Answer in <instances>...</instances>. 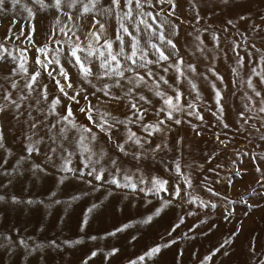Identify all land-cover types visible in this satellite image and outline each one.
Segmentation results:
<instances>
[{"label": "snow or ice", "instance_id": "6c2138e0", "mask_svg": "<svg viewBox=\"0 0 264 264\" xmlns=\"http://www.w3.org/2000/svg\"><path fill=\"white\" fill-rule=\"evenodd\" d=\"M17 6L26 11L28 20V24L19 30L15 29L20 22ZM186 8L187 19L181 15L180 0H108L107 3L103 0H31V3L0 0V13L12 14V23L0 38V64L4 65L3 74H0V177H3L0 201L21 202L20 197L3 189L24 174L25 164L30 165L28 171L34 177L48 175L45 164L51 166L58 182L67 178L84 180L86 173L89 179L85 182L93 191L102 187L107 179L113 191L126 188L145 196L168 192L169 179L151 173L146 175L144 165L162 152L174 151L177 154L171 165L164 164L180 181L171 192L172 197L204 207H215V198L222 196L225 202L231 203L228 196L211 185L226 182L231 186L230 175H255V187L246 188L239 198L250 210L264 207V36L260 35L264 26L256 23L247 11L217 26L207 22L211 12L208 18L201 15L199 0H186ZM37 10L55 11L43 42H37L35 36ZM105 15L115 19L114 37L109 35L107 26L100 20ZM88 16H91V27L82 36L76 21L82 22ZM246 19L249 23L241 31L239 22ZM182 24L188 25L191 32L185 33L183 43H180ZM221 34L228 39V50L221 47ZM117 43L118 47L115 46ZM228 51L233 54L231 82L242 92V110L235 118L237 131L234 135L244 134L249 138L253 147L248 149V157L259 162L252 165V171L237 167V161L233 159L230 163L234 171L229 176H221L222 164L209 169L215 179L210 184L209 177L205 176L200 186L213 198L205 201L193 195L192 174L193 168H203L204 165L195 160L191 165H183L184 137L178 136L175 143H171L168 136L183 124L189 125L197 137L207 131L215 141L207 160L218 157V153L232 142L233 137L226 133L233 124L227 122L224 93L218 87V82H224V76L216 67L221 56L228 60ZM201 59L206 62L203 72L199 70ZM169 73L174 78H170ZM200 77L209 84L211 99L215 101L214 110L208 108L214 116L210 124L204 123L205 117L200 110L201 105L208 106V100L197 85ZM185 82L189 90L186 100L182 89ZM74 106H78L86 122L79 119ZM193 119L197 122L194 123ZM6 133L14 134L18 152L9 146ZM187 147L191 149V145ZM12 158L14 163H10ZM77 159L79 167L74 165ZM78 196L79 193L69 199ZM252 199H258L259 205L250 203ZM27 202L32 203V198L28 197ZM52 203L59 201L53 199ZM98 203L85 210L81 229ZM145 203L150 201L145 199ZM172 204V199L161 197L159 206L141 222L151 221L153 216ZM193 214L191 211L186 213ZM184 219V216L178 217L171 230L179 227ZM224 219L228 221L229 217ZM131 222L122 223L104 235L121 232ZM239 231L238 227L224 244H228ZM0 236L3 237L0 249L10 264L21 247L25 256L45 247L43 243L30 244L23 236L12 240L8 232L0 233ZM89 239L95 240L96 236ZM135 239L133 236L132 240ZM255 240L253 237L250 249L254 258ZM174 242L169 238L166 242L154 243L126 260L125 264H148L162 248ZM71 243L65 240L58 244L51 240L47 246L58 249ZM216 251L218 249L212 250ZM118 252V248L110 247L104 259ZM97 253L98 249L91 250L84 257L83 264ZM211 256L212 253L205 255L199 264H206ZM43 259L41 255L40 264ZM256 264H264V254Z\"/></svg>", "mask_w": 264, "mask_h": 264}, {"label": "rangeland", "instance_id": "374dc122", "mask_svg": "<svg viewBox=\"0 0 264 264\" xmlns=\"http://www.w3.org/2000/svg\"><path fill=\"white\" fill-rule=\"evenodd\" d=\"M23 2L31 3V0H23ZM103 2L107 3L108 0H103ZM199 2L202 16L208 18V13L211 12L212 14L211 18L207 20L208 23H215L220 26L226 19L235 18L237 14H243L247 11L252 14V19L256 23L264 26V20L261 19L264 17V0H199ZM16 11L20 14V22L15 25V29L19 30L22 25L28 24L27 13L19 6H17ZM180 12L185 19L188 18L186 0H180ZM54 15V10H37L34 21L37 42H43L46 39ZM75 18L74 13V20ZM100 20L107 26L109 35L114 37V17L105 15L100 17ZM11 23V12L0 13V38L3 37L6 27ZM76 23L80 26V32L83 36L91 27V16L84 18L82 22L77 20ZM248 23L247 19L239 22L241 31L245 30ZM96 27L99 28V25ZM187 32H191V28L182 24L180 43H183V38ZM260 35L264 36V32H261ZM228 45L227 37L221 34V47L228 50ZM115 46L118 47V43ZM183 51L182 48V54ZM232 58V52L228 51V60L221 56L216 66L217 71L224 76V82H218V87L224 93L223 103L227 122L233 124V128L226 133L233 137L232 142L227 145L222 153H218V157L207 160V156L214 150L215 142L214 137L210 136L207 131L202 137H197L193 135L189 125L183 124L177 126L168 136L171 143H175L178 136L184 137L183 165H191L193 160L197 164L204 165L203 168H193L192 174L194 177L193 195H198L205 201L213 198L200 186V181L205 176L209 177L210 184L215 179L209 169L217 168L218 165L222 164L221 176H229L234 171L233 165L230 163L233 159L237 161V167H247L252 171H254L252 165L259 162L248 157V149L253 147L249 138L244 134L234 135L237 131L235 118L237 112L242 110L240 99L242 92L238 89V85H233L231 82ZM186 59L190 60L191 57L186 56ZM205 63L201 59L199 64L201 72L205 69ZM3 67L4 65L0 64V74H3ZM169 77L174 78L172 73H169ZM197 85L205 99L208 100V106L201 105L200 110L205 117L204 123L210 124L214 116L208 111V108L214 110L215 105V101L211 99L212 90L202 77L197 79ZM182 89L186 100L189 91L186 82L182 84ZM74 110L79 119L86 122L79 113L78 106H74ZM193 122L196 123L197 121L193 119ZM209 131L211 130L209 129ZM221 138L224 137L221 136ZM6 139L9 146H13L14 152H18L19 146L14 140V134L6 133ZM188 145H191L190 150ZM255 151L258 152V150ZM237 152H240L241 155L237 156ZM176 154L174 151L162 152L158 158L149 159L146 162L144 165L146 175L148 173L156 174L170 181L168 192L155 195L148 194L147 196L144 193L134 192L126 188L113 191L111 182L107 179H105L102 187L93 191L92 186L85 182L89 179L86 173L84 180L67 178L63 182H58L56 171L47 164L45 167H48L49 174H38L34 177L31 171H28L30 165L25 164L24 174L3 189L6 193L20 197L21 202L0 201V233L8 232L12 240H16L17 236H23L30 244L43 243L45 247L31 256H25V250L21 247L18 249V254L11 258L13 264H40L41 255L44 258L43 264H83L84 257L94 248L98 249L97 256L90 258L87 264H125L126 260L139 255L154 243L166 242L169 238L175 241L174 244L162 248L148 261V264H199V261L209 253H212V256L206 264H256V260L260 258L261 254H264V207L250 210L241 203L239 197L246 188L255 187L257 177L255 175L241 177L230 175L233 180L231 186H228L226 182L224 184L216 182L211 185L222 191L223 195L228 196L229 200L232 201L231 203L225 202L223 196L215 198V207L211 205L204 207L191 201L185 202L181 198L171 196V192L180 181L174 172L164 167L165 163L171 165ZM10 163H14V158ZM74 165L81 166L78 159L74 160ZM2 182L3 177H0V183ZM93 183L97 182L93 181ZM78 193V198L69 199L77 196ZM28 197L32 198V203L27 202ZM161 197L172 199L173 204L165 207L159 215L153 216L151 221L141 222L147 214L159 206ZM53 199L59 203H52ZM145 199L149 200L150 203H145ZM97 202H99L98 206L88 214V223L81 229L80 224L85 210L89 205ZM250 203L259 205L260 201L252 199ZM189 211L194 214L186 215ZM245 212L248 213L247 216L244 215ZM180 216L185 217L183 223L172 231V224ZM225 216L229 217L228 221H225ZM129 221L132 222L128 228L121 232L111 236L104 235V232H111L113 228ZM198 221L200 223H197ZM193 225L196 227L193 228ZM238 227L240 231L232 237L228 244H224V241L233 232H236ZM93 235L96 236V239H89ZM133 236L136 237L135 240H132ZM177 237L179 239H176ZM253 237L256 238L255 258L250 250ZM2 240L3 237L0 236V241ZM51 240H56L58 244H63L65 240H70L72 243L57 249L47 246V242ZM110 247L118 248L119 252L105 260L104 255ZM213 249H218V251L212 252ZM0 264H10L2 249H0Z\"/></svg>", "mask_w": 264, "mask_h": 264}]
</instances>
